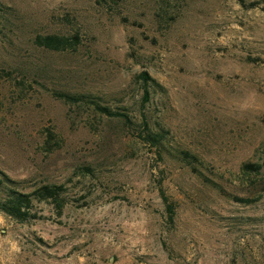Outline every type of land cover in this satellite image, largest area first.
Listing matches in <instances>:
<instances>
[{"label":"rangeland","instance_id":"374dc122","mask_svg":"<svg viewBox=\"0 0 264 264\" xmlns=\"http://www.w3.org/2000/svg\"><path fill=\"white\" fill-rule=\"evenodd\" d=\"M0 171V264H264V0H0Z\"/></svg>","mask_w":264,"mask_h":264},{"label":"trees","instance_id":"16d2710c","mask_svg":"<svg viewBox=\"0 0 264 264\" xmlns=\"http://www.w3.org/2000/svg\"><path fill=\"white\" fill-rule=\"evenodd\" d=\"M166 1V0H165ZM164 2V1H163ZM74 38V37H72ZM36 46L44 48L49 51H65L73 50L74 43L70 39L57 36H38L34 39ZM135 79L141 85V103L142 105L146 103L149 99V88L156 86V83L151 79L148 74L144 71L139 72ZM58 98L64 102L78 103L81 102V97H72L65 94H59ZM94 109L101 115L107 117H118L121 116L118 113L112 112L105 107H100L96 104ZM149 146L159 153V148L161 146L162 136L159 133H148L145 135ZM178 155L180 160L185 162L186 165H191L195 163V158L185 151H179ZM241 170L244 172H257L259 166L256 164H243ZM62 193V188L55 185H41L29 193L22 192L18 188V183L10 180L5 174L0 171V213L5 217L18 223H25L28 220L35 219V214L31 213L32 202H48L54 204L58 207L59 211L62 208V203L60 202ZM161 200L165 205V210L167 217L170 220L172 216V206L167 202V199L163 196L160 191Z\"/></svg>","mask_w":264,"mask_h":264}]
</instances>
